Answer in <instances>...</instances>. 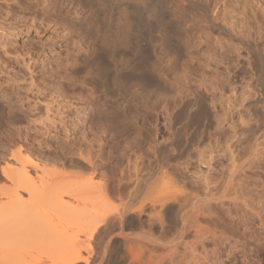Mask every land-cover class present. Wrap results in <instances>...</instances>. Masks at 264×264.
<instances>
[{
	"label": "rangeland",
	"instance_id": "374dc122",
	"mask_svg": "<svg viewBox=\"0 0 264 264\" xmlns=\"http://www.w3.org/2000/svg\"><path fill=\"white\" fill-rule=\"evenodd\" d=\"M7 1L0 0L1 7L7 9L12 3L17 4L14 11L22 14L17 18L23 21L19 25L33 14L41 21L44 17L41 13L47 9L45 13H49L50 22L56 24L53 32L64 35L66 41L51 52L53 57H40L33 73L28 71L27 63L13 55L15 51L28 50L26 45H36L39 38L35 33L9 36L5 44L7 48L11 46L8 49L0 43V103L5 107L0 117V188L12 187L8 174L12 165L18 166L14 151L21 152L26 168L33 175L36 169L31 160H37L47 173L61 176L69 172L66 175L77 177L79 181L89 179V182L92 177L96 182H104L99 172L116 175L127 164V158L134 159L136 155L142 156L138 160L140 165L153 166L159 160L174 167L186 164L190 172H197L194 180L203 179L206 183L211 179L219 183L222 190L227 188L232 173L229 170L239 168L237 195L228 194L211 201L209 224L220 236L212 254L213 264H264V0H159L160 3L157 0L158 25L149 29L147 21H141V35L137 39L131 37L132 47L123 42H109V38L97 42L96 37L108 32L113 24L112 7L105 0ZM28 1L33 3V10L27 8ZM104 2L108 5H103ZM88 29L94 33L84 38ZM37 44L39 47V42ZM89 91L94 93L92 98ZM70 100L75 106L71 105V111L62 114L64 104L66 101L71 104ZM43 108L45 111H41ZM106 109L112 123L119 126L121 136L115 137L105 128L104 153L105 157H110L111 164L93 175L83 156H87V146L95 138L98 129H94L95 126L104 128L111 122L102 121L101 114ZM62 115L69 118L67 121L72 126L67 133L56 127L61 126ZM71 123L79 128L75 134ZM233 129L237 130L238 140L229 148ZM153 132L160 135V143L154 150L150 147ZM64 135L69 139H64ZM93 149L92 152L98 148ZM210 151L219 158L213 162L217 170L209 174L207 165L199 162V153L205 155ZM228 152L238 156H235L239 160L236 158V167L231 164ZM198 164H202L200 169ZM43 181L38 179L36 188H40ZM85 182L84 188L89 184ZM86 189L79 191L83 193ZM24 193L21 191L26 197ZM204 197L208 198L209 194ZM2 198L0 196V203ZM92 200H72V205L80 207L73 208L74 211H60L56 203L57 209L46 216H49L44 219L46 222L39 214L49 209L46 205L50 203H45L40 206L41 210L38 207L33 211L35 219L38 214L42 218L36 220L41 224L38 235L2 238L0 247L5 243L14 244L16 253L21 250L22 253L17 254L29 260V264H48L53 238L58 235L86 238L78 221L82 212L95 209L96 203ZM118 201L114 199L109 204L121 207ZM129 216L131 221H137L135 215ZM110 220L104 228H111L118 218L111 216ZM174 225L176 228L177 224ZM110 231L103 232L106 239L101 233L103 237L99 235L90 244L103 249L104 241L116 236L115 230ZM121 240L118 239L119 245L118 241L113 242L112 247H123ZM117 248L114 260L103 264H123L124 261H119L129 258L128 255L121 258ZM95 256L91 264H96L99 257Z\"/></svg>",
	"mask_w": 264,
	"mask_h": 264
},
{
	"label": "bare ground",
	"instance_id": "6f19581e",
	"mask_svg": "<svg viewBox=\"0 0 264 264\" xmlns=\"http://www.w3.org/2000/svg\"><path fill=\"white\" fill-rule=\"evenodd\" d=\"M158 1L115 0L114 2V0H105V2H107L112 7L111 17L113 24L112 28L108 32H106L102 36L97 35V42L100 41L101 43V40H109V42L112 41V43L118 44V41L119 44L123 42L124 45L126 44L125 46H129L133 41L131 37H136L137 39V37L139 38L141 35L139 30V24L141 21H147L145 23L149 26V29H152L154 28V26L158 25ZM105 2L103 3V5L107 4ZM160 2L161 1H159V3ZM1 6L2 3L0 2V43L2 44V46L8 44L6 42L9 36L21 35L23 32L26 33V35L29 33H35V37L37 39L39 38V47L37 46L38 42L36 43V45L35 43H32L31 45H26L28 46L26 47L28 48V50H26L25 52H19L18 50L15 51V54L13 55L18 61H24L25 63H27L26 65L27 69H29L28 71L33 73L36 68L37 60L42 56L53 57V55L50 56L51 52H54V50L58 48L61 42L66 41V39L64 40L65 36L61 35L60 33L53 32L56 28L54 27L56 26V24L53 25L52 22H50V16L48 15L49 13L47 12V15L45 13L47 9H43V12L41 14L44 17L40 16L42 19L41 21L40 19L38 20V15L33 14L30 19L28 18V21L27 17H25V23L19 25L18 23L23 21H20V19L17 18L18 15H22L15 12L18 8L17 4L12 3L11 6L13 8L7 7V9H4L2 8L3 6ZM28 6L29 7L27 8L32 9L33 3L28 1ZM85 32L86 33L83 35L84 38L85 36L94 33V31H92L91 29H88ZM107 38L109 39L107 40ZM130 39L132 41H130ZM136 39L134 40L136 41ZM137 42V46L139 48V40ZM109 44L111 45V43ZM109 44L107 43V45ZM132 45L130 46L132 47ZM135 46L133 47L135 48ZM5 47L2 48L5 49ZM7 54L9 53H6V55ZM67 73L68 70H66V74ZM89 93V98H92L94 93L92 91H89ZM81 99H83L82 101H84V98ZM68 102L66 101V104H64V111L62 112V114L71 111L70 107L71 105H74V102L72 104L70 100L71 104H67ZM4 109V104L0 103V117L4 112ZM41 111H45L44 108ZM41 111H39L38 113H40ZM46 113L47 116H49L48 111H46ZM33 115L37 116L36 114ZM39 115H41V113ZM109 115L110 113L106 109V111L101 114L102 121H106L107 123H109L111 121ZM68 119H66L65 115H62L60 117L61 121L59 120L61 122V126H56L58 129L60 128L62 131H64V133L69 132V127H72L69 126L70 124L67 121ZM109 124H106L107 127L104 128L100 125L99 127L95 126L94 129L98 128L94 135L95 138H93V136L91 137V139L93 138L92 140L89 138L91 141L89 142V146H87V152L85 151V155L87 156H83V161L85 160L88 167L90 168V171L92 170L94 172L92 173L93 175L98 173L97 170L100 171L101 168L108 167L111 160L109 156L106 155L107 157H105L104 153V149L107 145V138H104V133L106 132L105 128L110 131L111 135L114 134L115 137H117L120 132L119 126H117V124H113L112 121ZM73 126L75 134L76 132H78L79 128L77 127L76 123H74ZM125 127H127V125H124V128ZM152 134L153 135H151L150 139V147L152 150H154L158 147V143H160V135L157 132L155 133V135L154 132ZM232 134L233 135L230 137V140L232 142H230L231 144H229V148L235 145L236 140H238V138H236V129L232 130ZM120 136L121 135H119L118 137ZM68 137L69 136L66 135L64 139L67 140L69 139ZM81 137H84V135H81ZM163 140H166V138H163ZM74 144L76 143L74 142ZM91 148L98 149L97 151L93 149L94 151H96H93V153ZM77 152L79 154V152L81 151ZM13 153L16 157L15 161L18 166L15 167L14 165H12L11 167L10 165L11 172L8 174V177L10 178L9 180L12 187L10 188V186H8V188H5L6 186H4L3 188H0V196L4 198H2L3 202L0 203V240L2 238L4 240L5 238H8L10 240L12 239L11 237L17 239L19 236L23 235H38L37 233L39 227H41L40 221L42 219L41 217H39V214L43 217V220L45 218H48L49 216H46L51 214L50 212L53 209H57V207L55 206L56 203V205H59L58 209H60V211L62 209L73 210V208L75 209L76 207H78L72 205V200L85 202L87 200L89 201L90 199H93L92 201H95L96 203L95 209H92L93 207L91 205V210L85 213L82 212L81 214L83 215L81 216V218H79L80 221H78L83 231L82 233L86 238H83L84 240H81V237L80 239L78 237H69L63 235H58L57 237H55L56 239L53 238L54 241H52L51 243L50 251L48 254V264H91V258H93L95 255H98L99 257L98 258L97 256H95V258H98V260L96 259V264H103L107 260L111 261L115 255L114 253H117V251L115 252V248H117L118 246L114 248L112 246H115V243L113 245L111 244L115 241H118V239H122L121 244L123 247H120V245L119 248H117L120 252L121 258H124V256L127 255L129 256V258H127L128 261L125 259H120L122 261L119 262L124 261L123 264H125V261H127L126 264H213L215 259L213 260L212 254L217 247V243L220 241V236L218 237V232L214 231V227H212L213 229H211V224H209V222L211 223V221H209L211 216L210 214L208 215V213L209 209H211L210 206H212L211 201H213L214 198L216 200H219V197L222 198L221 196L225 197L228 194L237 195L238 188H240L238 187L240 185L238 183V179H240L239 175H241V172L238 175L237 171V169L239 168H235L236 170L233 169L234 172L232 171V168L231 171L229 170V172L232 173H230V176L228 178L229 181H227V188L222 190L220 184H215L213 180L210 181V178L209 181L205 179V181L207 180L206 183L203 181V179L201 182L198 181V179L197 181L194 180L198 177L196 174L197 172H190L186 164L185 166L184 164L182 166V164L180 163L182 167L179 164L178 165L180 167L178 165V167H174V165L170 166L168 165V163L166 164L165 162H162L160 160L157 162L156 160L157 163H154L155 165L153 164V166L148 164L140 165L138 163V160L142 156L136 155L134 159L132 157H128L127 164L125 165V167H121L116 175L112 174V176H107L109 173L105 174L102 173V171L99 172L98 175H101L105 179L104 182H96L93 177L91 178L90 182L89 179H86L85 181L87 182H85L84 179L79 181L77 177H70L69 175H66L69 174V172L66 174L64 173V175L61 176H55L53 173H47L45 168L40 166L37 160H31L32 167L36 169V174L33 175L31 172H29L30 170L28 171L29 168H26V159L21 155V152L14 151ZM228 153V157L230 156L229 160L231 159L233 161V163L231 164L236 167L237 164L235 161L238 156L236 154L234 155L235 151L234 153ZM199 154H201V156L199 157L200 161H197H202V164L204 163L207 165V173L209 172L210 174V171L217 170L216 166L213 165V162L217 161L219 155H214L213 151H210L207 154L204 153L205 155H202L203 153ZM82 155L84 154H81L80 156ZM149 164L152 163L150 162ZM202 164H198L197 167ZM201 167L202 166H200L198 169H200ZM199 171L200 170H198V172ZM46 176L48 177L47 179L44 178ZM38 179H42V181L46 180L45 182L43 181L44 184L41 182L42 186H40V188H36ZM83 181L86 184L89 183L86 185V188L88 186L87 189L84 188L85 184H83ZM82 189L86 190L81 193L83 191ZM201 190H205V192L207 191L208 193L206 194L203 191L205 193L204 194ZM21 191L25 192L27 196H23L21 194ZM203 194L206 196L209 194V197L206 198ZM114 199L120 201L121 207L117 206L118 204L116 206L114 205V203V206L112 204H109V202L112 203L111 201H114ZM48 202L50 203V206H48V204L46 206L49 207V209L45 211L44 209L41 210L40 206ZM52 203L54 205H52ZM109 205L113 207L111 208L109 207ZM38 207L42 213L37 210V213H40L38 214V216H36L35 219L34 213L36 211L34 209H37ZM31 211L32 213L33 211L35 212L32 214ZM30 213L33 216H30ZM129 215H135L136 217H134L137 218V221L135 222V219L131 221L129 219ZM111 216H115V218H118L117 222L119 224L116 222V224H118V227L114 222V224H111V228H104V226H106L109 221H111ZM144 216H146V219H143ZM39 218L40 221L39 223H37L36 220H39ZM174 224H177L178 226L176 225V228H174ZM172 225H174V233L170 232L172 229ZM114 226L116 227V229H113L115 228ZM128 228L131 230H129ZM106 229L107 231L108 229H111L112 231L115 230L116 236L112 238L108 233L110 237L107 239V241L103 240L105 242L104 245L101 241V244L104 247L99 246L103 249L99 248L98 250V246L97 248L93 247L90 244V241L92 239L98 238L101 233L106 232ZM102 235L104 236V233ZM102 235L101 237H103ZM113 235L114 234H112V236ZM29 236L27 238H29ZM106 236H104L103 239H106ZM119 244L120 242L117 245ZM9 245L11 244L5 243L0 247L2 249H0V264H29V260H26L24 259V257H20L22 255L17 254L20 252L22 253L21 250L20 252L16 253V247L13 246L14 244L12 246ZM121 248L122 251L120 250ZM57 250H59L60 253L59 251L56 252ZM57 253H59V255H57ZM17 256L20 258H18ZM8 258H10L9 262L6 263ZM112 263L114 262L112 261Z\"/></svg>",
	"mask_w": 264,
	"mask_h": 264
}]
</instances>
